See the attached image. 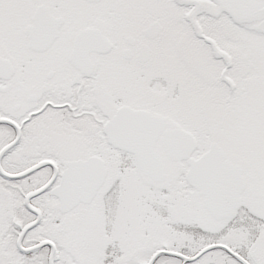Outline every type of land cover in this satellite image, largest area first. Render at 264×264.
I'll return each mask as SVG.
<instances>
[{
    "label": "snow or ice",
    "instance_id": "snow-or-ice-1",
    "mask_svg": "<svg viewBox=\"0 0 264 264\" xmlns=\"http://www.w3.org/2000/svg\"><path fill=\"white\" fill-rule=\"evenodd\" d=\"M0 264H264V0H0Z\"/></svg>",
    "mask_w": 264,
    "mask_h": 264
}]
</instances>
